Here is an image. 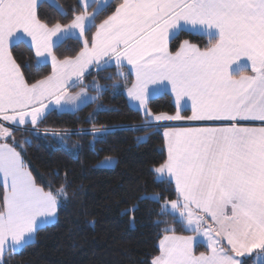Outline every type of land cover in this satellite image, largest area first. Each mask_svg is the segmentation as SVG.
Here are the masks:
<instances>
[{"label": "crops", "instance_id": "1", "mask_svg": "<svg viewBox=\"0 0 264 264\" xmlns=\"http://www.w3.org/2000/svg\"><path fill=\"white\" fill-rule=\"evenodd\" d=\"M42 1L60 8L56 0H0V138L10 127L34 126L49 111H74L92 101L95 94L74 88L91 70L127 66L133 76L125 90L130 106L146 123L167 125V157L156 171L173 182L179 197L169 211L241 215L262 228L250 216L264 215V0H122L90 44L84 32L93 22L84 10L67 24L49 26L37 17ZM181 30L218 42L202 49L184 41L171 52L169 42ZM68 37L84 45L74 57L58 59L53 48ZM18 41L50 64L48 76L25 81L10 52ZM162 93L172 96L174 114L149 111L148 100ZM0 183L1 257L54 222L57 203L35 184L18 151L1 141ZM190 233L164 236L167 255L174 256ZM192 246L191 257L183 247L180 258H160L161 264L207 259Z\"/></svg>", "mask_w": 264, "mask_h": 264}, {"label": "trees", "instance_id": "2", "mask_svg": "<svg viewBox=\"0 0 264 264\" xmlns=\"http://www.w3.org/2000/svg\"><path fill=\"white\" fill-rule=\"evenodd\" d=\"M56 1L60 8L47 1L37 6V17L46 25L67 24L84 10L80 0ZM121 2L111 0L95 14L84 32L87 44ZM184 41L207 49L218 38L181 30L171 38L170 51ZM83 45L68 37L53 53L58 59L74 57ZM10 52L28 84L50 74V64L40 62L25 42L14 43ZM132 82L127 66L93 69L74 87L95 94L92 101L74 111H49L34 126L10 127L2 135L0 141L18 151L35 184L57 199V216L39 227L31 242L8 249L1 264H152L164 236L190 233L163 208L164 202L179 198L173 182L156 171L167 157V125L146 123L130 106L125 90ZM147 106L153 114L177 110L169 93L150 98ZM105 157H114V165L99 166ZM3 205L0 183V210ZM207 250L201 243L194 248L195 253ZM241 264L256 263L245 258Z\"/></svg>", "mask_w": 264, "mask_h": 264}, {"label": "rangeland", "instance_id": "3", "mask_svg": "<svg viewBox=\"0 0 264 264\" xmlns=\"http://www.w3.org/2000/svg\"><path fill=\"white\" fill-rule=\"evenodd\" d=\"M110 1L80 0L86 18H89L92 22L95 14ZM114 163V157H105L98 162V165L112 166ZM158 177H162L160 172L158 173ZM55 200L57 203L56 198ZM170 202H164L163 208L168 209ZM180 212L182 211L178 210L176 213L185 221V228L188 231L192 230L190 231L191 235H189V239H186L179 245L180 250H173L171 253L174 256H172L166 253L165 242L169 237H165L160 243V250L162 248V251L160 255L154 257L153 261L158 258V264H161L162 259L160 260V258H165L164 261L166 258H180L183 247H185L184 250L187 251L188 256L191 257V251L189 252L190 244H194L192 246L194 250L195 246L201 243L208 250L199 252V258H207L201 260L199 264H241L245 258H252L256 264H264V215L250 216L256 220L258 226L261 223L262 228H260L241 215L207 216Z\"/></svg>", "mask_w": 264, "mask_h": 264}]
</instances>
